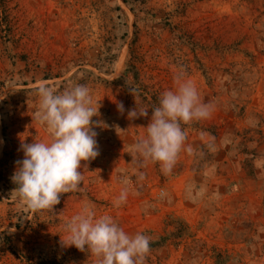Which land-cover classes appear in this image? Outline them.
Masks as SVG:
<instances>
[{
    "label": "rangeland",
    "instance_id": "rangeland-1",
    "mask_svg": "<svg viewBox=\"0 0 264 264\" xmlns=\"http://www.w3.org/2000/svg\"><path fill=\"white\" fill-rule=\"evenodd\" d=\"M5 5L12 31L0 32V159L5 150L15 153L7 174L24 158L22 142L51 140L35 118L41 85L58 93L87 86L100 105L92 119L105 127L94 129L100 154L81 162V187L52 210L33 212L0 184V264H97L61 243L65 223L85 205L97 217L113 216L129 235L148 236L145 264H264V0ZM136 35L133 60L147 97L105 81L123 76ZM179 73L210 115L181 125L186 139L165 175L134 146L147 134L153 92L174 91ZM135 109L148 116L129 119ZM125 186L126 203L114 207ZM183 225L190 235L180 237Z\"/></svg>",
    "mask_w": 264,
    "mask_h": 264
},
{
    "label": "clouds",
    "instance_id": "clouds-1",
    "mask_svg": "<svg viewBox=\"0 0 264 264\" xmlns=\"http://www.w3.org/2000/svg\"><path fill=\"white\" fill-rule=\"evenodd\" d=\"M177 87L164 91L159 105L152 109L146 136L137 140L134 151L144 160L157 162L162 172L171 173L186 139L181 125L207 118L209 106L202 103L198 90L183 73L175 77ZM40 98L35 118L47 128L50 142L21 143L24 158L16 161L11 180L18 200L33 212L52 210L62 194L77 191L83 183L79 169L82 161L94 160L99 153L96 127L105 124L98 117L99 103L94 102L85 85L69 86L62 93L46 85L36 90ZM118 111L124 112L122 103ZM147 109L131 110L128 118L147 117ZM165 193L161 192V197ZM125 186L113 206L126 203ZM67 233L61 243L75 246L97 258V264H145L150 252V238L142 233L129 235L111 215L97 217L85 205L64 225Z\"/></svg>",
    "mask_w": 264,
    "mask_h": 264
},
{
    "label": "trees",
    "instance_id": "trees-1",
    "mask_svg": "<svg viewBox=\"0 0 264 264\" xmlns=\"http://www.w3.org/2000/svg\"><path fill=\"white\" fill-rule=\"evenodd\" d=\"M7 8L5 5V0H0V32L4 33V37H10V33H11V26H10V22L7 19ZM137 43V35L130 41L129 44V56L130 58L127 60V67L124 71L123 76H120L118 78H114L113 80H105L107 84L109 85H119L122 88L125 89L126 92L129 91H142L144 93V95H147L150 93L147 88L142 84L141 80H140V72H139V68L138 66L135 64L133 58H135L133 51H134V47L135 44ZM94 67L97 69H101L103 66L100 64H94ZM100 78V77H98ZM152 94V93H151ZM153 96H154V101H150L148 102V106L150 108V111L152 112V109L157 107L159 105V98L161 95H159L156 92H153ZM3 134L5 136V140H7L6 137V132H5V127L3 130ZM15 153L13 151H9V150H5L4 152V158L0 159V184L2 187L5 188L6 192H16L14 189L16 187V185L13 183V181L11 180L12 175H8L7 174V164L9 162V160H11L12 158H14ZM35 224H37V222H35ZM17 227V226H16ZM1 233H4V230H1ZM184 234L186 235H190V232L188 230V228L183 225V227L178 231V235L181 237ZM167 240V239H166ZM10 243V240L8 242ZM11 250L13 249V245H11ZM55 262H53L52 264H54ZM59 264H64L63 261H60Z\"/></svg>",
    "mask_w": 264,
    "mask_h": 264
}]
</instances>
